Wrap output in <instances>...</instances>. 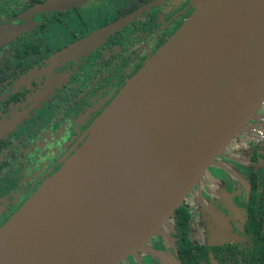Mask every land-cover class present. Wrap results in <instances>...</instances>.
Instances as JSON below:
<instances>
[{
    "label": "water",
    "instance_id": "water-1",
    "mask_svg": "<svg viewBox=\"0 0 264 264\" xmlns=\"http://www.w3.org/2000/svg\"><path fill=\"white\" fill-rule=\"evenodd\" d=\"M20 32L0 31V45ZM263 105L264 0L202 1L0 227V264H120Z\"/></svg>",
    "mask_w": 264,
    "mask_h": 264
},
{
    "label": "flooded vegetation",
    "instance_id": "flooded-vegetation-1",
    "mask_svg": "<svg viewBox=\"0 0 264 264\" xmlns=\"http://www.w3.org/2000/svg\"><path fill=\"white\" fill-rule=\"evenodd\" d=\"M49 1L0 0V31H21L0 45V227L75 154L125 84L204 0H82L45 10ZM260 122L251 129L254 146L242 143L251 166L244 202L233 195L238 210L222 208L231 236L192 241L193 216L181 205L168 243L173 254L149 249L120 264H264Z\"/></svg>",
    "mask_w": 264,
    "mask_h": 264
},
{
    "label": "rangeland",
    "instance_id": "rangeland-1",
    "mask_svg": "<svg viewBox=\"0 0 264 264\" xmlns=\"http://www.w3.org/2000/svg\"><path fill=\"white\" fill-rule=\"evenodd\" d=\"M262 117H264V105L226 146L224 156L219 155L214 158L206 173L184 198L182 205H185L193 216L190 229L192 241L208 244L221 242L225 237L231 236L228 231L231 229L230 226L224 223V211L238 210L233 195L236 196L237 201L239 197L244 202L251 166L249 151L242 147V143L246 146H254L251 129L263 126L260 122ZM241 149L244 151L242 152ZM240 153L239 158L235 157ZM223 207L225 210H222ZM174 224V215H171L136 254L147 253L149 249L156 254L169 252L173 254V249L168 243L173 238ZM136 254L133 255L134 258L137 257Z\"/></svg>",
    "mask_w": 264,
    "mask_h": 264
},
{
    "label": "trees",
    "instance_id": "trees-1",
    "mask_svg": "<svg viewBox=\"0 0 264 264\" xmlns=\"http://www.w3.org/2000/svg\"><path fill=\"white\" fill-rule=\"evenodd\" d=\"M176 210H177V209H176ZM182 217H183V218L180 217V219H182V221H183V225H185L186 222H187V215H186L185 213H182Z\"/></svg>",
    "mask_w": 264,
    "mask_h": 264
},
{
    "label": "built area",
    "instance_id": "built-area-1",
    "mask_svg": "<svg viewBox=\"0 0 264 264\" xmlns=\"http://www.w3.org/2000/svg\"><path fill=\"white\" fill-rule=\"evenodd\" d=\"M260 134V133H259Z\"/></svg>",
    "mask_w": 264,
    "mask_h": 264
}]
</instances>
